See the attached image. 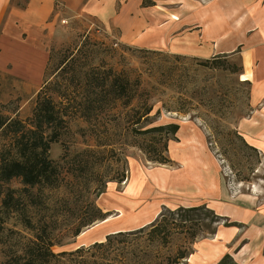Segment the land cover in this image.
I'll return each mask as SVG.
<instances>
[{
	"label": "rangeland",
	"instance_id": "1",
	"mask_svg": "<svg viewBox=\"0 0 264 264\" xmlns=\"http://www.w3.org/2000/svg\"><path fill=\"white\" fill-rule=\"evenodd\" d=\"M241 40L212 67L167 49L123 46L79 18L52 32L45 76L29 81L27 69L19 76L0 70V115L28 122L45 96L65 119L50 151L58 182L0 183V264L27 257L37 234L58 256L86 249L59 264H214L217 251L225 255L216 264L225 256L243 264L237 255L251 227L223 218L217 207L257 209L264 201V50L257 57L250 35ZM169 124L180 126L176 135ZM17 156L0 132V165ZM161 159L171 165L155 162ZM163 217L165 235L152 234ZM117 233L124 234L109 247L93 249ZM218 236L226 238L224 249Z\"/></svg>",
	"mask_w": 264,
	"mask_h": 264
},
{
	"label": "crops",
	"instance_id": "2",
	"mask_svg": "<svg viewBox=\"0 0 264 264\" xmlns=\"http://www.w3.org/2000/svg\"><path fill=\"white\" fill-rule=\"evenodd\" d=\"M79 18L112 32L123 46L167 49L198 60L233 56L235 46L248 35L253 55L258 57L264 50V0H0V70L11 67L19 76L20 69H27L29 81L45 76L52 32L61 21ZM127 199L135 200L130 195ZM245 206L219 203L217 207L223 218L251 227L250 235L241 239L237 261L264 264V201L257 209ZM115 231L120 229L105 234Z\"/></svg>",
	"mask_w": 264,
	"mask_h": 264
},
{
	"label": "trees",
	"instance_id": "3",
	"mask_svg": "<svg viewBox=\"0 0 264 264\" xmlns=\"http://www.w3.org/2000/svg\"><path fill=\"white\" fill-rule=\"evenodd\" d=\"M221 57L217 56L210 60H205L203 64L205 66H215L217 61H220ZM67 63L63 60L60 63L61 71L65 68ZM64 67V68H63ZM46 73V72H45ZM46 81L41 89L47 85ZM106 87V83L101 86L103 90ZM120 90L126 91L125 85L120 83ZM166 131L176 135L180 129L178 124H169ZM65 128V119L56 108L55 104L47 97L42 96L41 100L36 106L33 117L28 122H23L18 119H10L0 115V132L13 142L14 147L17 149V158L4 159L0 165V183L10 182L13 179H21L22 183L30 188L39 186L53 185L54 182H58V176L56 174L57 167L53 160L50 158V151L53 144L60 140L62 131ZM160 131L165 130V127L159 128ZM159 165H171V160H157L155 161ZM204 206L186 208L188 211L203 209ZM101 220L107 218L106 214H100ZM99 218V219H100ZM165 217L161 218L158 222L149 225L151 226V233L158 236L165 235L167 225L165 223ZM177 223V221H173ZM146 226L145 228L149 227ZM178 228V225L175 226ZM139 230L142 233L143 230ZM4 228L0 223V244L2 241ZM78 232L76 235H79ZM124 233H117L115 235L108 236L106 242L94 244L93 249L107 248L113 240V236L123 235ZM36 239L31 242L32 246L27 247L25 252L27 257L16 256L9 264H59L62 259L75 257L79 254L86 252V249H79L75 252L64 253L61 255H55L51 248L53 244L46 241L41 234H37ZM88 250V249H87ZM230 260L229 256H225L219 264H227ZM231 261V260H230ZM229 264H236L230 262Z\"/></svg>",
	"mask_w": 264,
	"mask_h": 264
},
{
	"label": "bare ground",
	"instance_id": "4",
	"mask_svg": "<svg viewBox=\"0 0 264 264\" xmlns=\"http://www.w3.org/2000/svg\"><path fill=\"white\" fill-rule=\"evenodd\" d=\"M256 117V116H255ZM160 184H162L163 185V187H165V182L164 181H162V182H160ZM121 215V217H123L124 215L121 213L120 214ZM156 215V214H155ZM157 216V215H156ZM155 216V219L157 218ZM113 221V219H108V220H106V221H104V222H102V224L103 225H109V224H111V222ZM144 222H146V221H144ZM99 225H97L95 228H97ZM94 229V228H93ZM116 230H118V229H116ZM248 234V233H247ZM248 235H250V234H248ZM247 237H249V236H247ZM243 238H244V236H243ZM242 238V239H243ZM248 239V238H247ZM223 240V241H222ZM217 244H222V246L221 247H218L219 249L220 248H222V249H224L225 248V245L223 244V242H225L226 241V238H225V236H218L215 240H214ZM238 244V243H237ZM256 249V248H255ZM231 252V251H230ZM221 252L220 251H217V255H216V257L220 254ZM250 253V252H249ZM258 253V252H257ZM239 254V253H238ZM246 254V253H245ZM251 254V253H250ZM253 255V254H252ZM238 258V260H240V258L239 257H237ZM248 262V261H247Z\"/></svg>",
	"mask_w": 264,
	"mask_h": 264
},
{
	"label": "built area",
	"instance_id": "5",
	"mask_svg": "<svg viewBox=\"0 0 264 264\" xmlns=\"http://www.w3.org/2000/svg\"><path fill=\"white\" fill-rule=\"evenodd\" d=\"M64 22H66V21H64Z\"/></svg>",
	"mask_w": 264,
	"mask_h": 264
}]
</instances>
